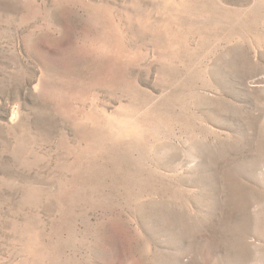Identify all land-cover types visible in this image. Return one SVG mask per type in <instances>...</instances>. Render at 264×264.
<instances>
[{"label":"rangeland","instance_id":"obj_1","mask_svg":"<svg viewBox=\"0 0 264 264\" xmlns=\"http://www.w3.org/2000/svg\"><path fill=\"white\" fill-rule=\"evenodd\" d=\"M0 264H264V0H0Z\"/></svg>","mask_w":264,"mask_h":264}]
</instances>
